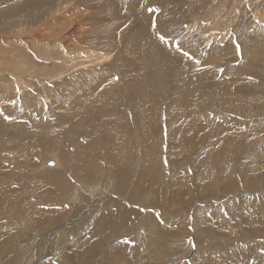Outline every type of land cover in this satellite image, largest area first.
Masks as SVG:
<instances>
[{
  "label": "rangeland",
  "instance_id": "rangeland-1",
  "mask_svg": "<svg viewBox=\"0 0 264 264\" xmlns=\"http://www.w3.org/2000/svg\"><path fill=\"white\" fill-rule=\"evenodd\" d=\"M153 4L145 16L166 41L151 55L145 44L137 68L131 56L106 70L67 64L56 87L22 77L20 98L0 75V264H264V0ZM111 14L106 0H0L1 47L37 68L33 48L63 44L54 32L71 19L93 26L75 38L96 53ZM208 24L213 39L195 31ZM101 82L100 130L94 97H81Z\"/></svg>",
  "mask_w": 264,
  "mask_h": 264
},
{
  "label": "bare ground",
  "instance_id": "bare-ground-1",
  "mask_svg": "<svg viewBox=\"0 0 264 264\" xmlns=\"http://www.w3.org/2000/svg\"><path fill=\"white\" fill-rule=\"evenodd\" d=\"M106 1L108 2L109 6H110V8L112 10V14L110 16V20L114 21V22H117V23H115V24L114 23H109L110 26L112 27V33L110 35L109 34L107 35L109 42H99L96 45V47L98 49L96 51V53H94L93 50L90 49V48H93L94 45H92L91 47L88 48V47H86V45L84 43H81L80 40L75 38V35L77 33L83 35V38H85V36L87 37L89 35H92V33L91 34H89V33L92 32L91 29L93 28V26H91V25L90 26L89 25L86 26L87 30L84 31L85 27L80 25L81 24L80 20L77 21V20L69 19L68 24L63 22L62 25H60L58 27L59 30L54 32L55 35L53 34L54 35L53 37H57L58 34H59V37H60V34L62 35L60 37V39L64 40L63 44H60V45H58L56 47L58 42H55L54 43L55 46L54 45L49 46L45 50L38 49V48H35V47L33 48V51L38 56V60H42L44 62L43 64L40 62L39 66L37 68H34V69H32V68L35 66V60L29 58L27 56V54L20 53L18 51V49L14 50V46H9L8 49H10V50H8L7 48L1 47V46H3V43L6 44L5 40L8 41V38L7 37H3V39L0 38L1 39L0 40V53H4L3 55H0V60L4 61L2 67L5 70L3 72L1 71L0 75H2V79H3V77H8V78L10 77L11 78V79H8V80H10L9 84L6 83L9 86V93L8 94L11 93V96L13 94L14 95H19V96H16V97H19V98L23 97V95H21L22 93L21 94L16 93V89H24L23 87H25V88L26 87L27 88L30 87L31 86L30 82L32 80L28 81V82L26 81V83H25V82H22V77H27V79L34 78V77H37V76L38 77H42L41 79L44 82L45 81H49V82L51 81L50 84H47L46 82L44 83V85L46 87L49 86V85H51L53 87H56L58 85V83L61 81V79H63L66 75L68 76L70 74V72H72L67 64H72L73 67H76L77 65H79L80 67L81 66H87L86 68H84V70L85 69L89 70L90 68H100V67H103L106 70V68H110L113 65L112 62L115 59H118V61H120V58H121V60L122 59L129 60V61L132 60L131 62H133V63L136 62V67L135 68H137V66L140 65L138 62L141 61V59H142V62H143V56H142V54L140 55V51H141V49L143 48V46L145 44H146L147 48L148 47L152 48V51H150L149 55H151V53L155 50V46L160 47L159 45H162L161 44V40L159 39V37H157V38L155 37V32H157V29L155 30V26H151V23H149L150 20H148L147 17L145 16L146 13H147V15L149 16V19H151V13L149 12V8L154 5L153 2L155 0H106ZM244 1L246 2V0H244ZM250 1H252V0H250ZM257 3L258 2H254V5H256ZM34 5H36V3ZM34 5H32V6H34ZM257 5H259V3ZM63 6H64L62 8L63 10H67L68 9L69 11H72V9L70 8L71 2H66V3L63 4ZM126 11L128 12L129 17L127 19H123L122 20L120 14L122 12H126ZM262 11L263 10H260V9L256 10V15L255 16H257L259 18V20L261 19V20L264 21V13H262ZM144 12H145V14H144ZM61 14H62V12L60 13V9H59V10L56 11V16H54V17L52 16L53 17L52 20H54L53 23H54L55 26L59 25V22H62L60 20V17H58ZM64 14L65 13H63V15ZM83 15H85V14H83ZM56 17L59 18V19H56ZM76 17H78V16H76ZM154 17H155V12H154ZM86 19H87V17L85 15L84 18L82 19V21H86ZM126 23H130L131 27L133 25L136 26V30L134 32V35L131 34V35H133V36L130 37L131 39L129 37H126V36L122 35L123 34V30H121V27L124 26ZM82 24L84 25V23H82ZM106 24H108V22H106ZM68 25H70L69 26L70 28L66 32V27ZM211 26H214V28L217 27V25H215V24H208V25H203V26L201 25L200 27H197L195 31H198L199 33L200 32H202V33H204V32L208 33L209 32V34H206V36H207L206 38L207 39H213L215 37V35H216L215 33H216L218 28L217 29H211ZM80 27H82V28H80ZM106 28L109 29V25ZM119 28H120L121 31L118 30ZM228 28H229V26H227V29H226L227 33L229 32ZM46 29H45V31H47ZM205 29H208V30L205 31ZM223 31H225V29ZM227 33L224 34V35H227ZM37 38H35V39H37ZM128 38L133 43L128 41ZM23 39H25V36H24ZM60 39H59V41H60ZM85 40H89V39H85ZM9 41H12V38ZM27 41L29 42V39ZM47 41H49V40H47ZM32 42H33V40H32ZM15 43H16V41H15ZM17 43H19V42H17ZM23 45H25V44H23ZM111 45L112 46L114 45V47H112ZM115 49H117V50H115ZM5 54H10V56L13 57V61H11L10 58H6ZM126 56H128L129 58L131 56L132 59L131 58H130L131 60L130 59H126ZM52 60H56V61L53 63ZM9 61H11L10 64L7 63ZM190 77H191V75H190ZM0 78H1V76H0ZM65 78H67V77H65ZM56 82H58V83H56ZM130 83H131V85L133 87L139 85L140 84L139 75L135 74V76L131 78ZM185 83L186 82H184L183 87L186 90ZM107 84L108 83H106V82H101V83L95 84L94 88L90 87L92 91H88L87 92L88 94H86L85 96L81 97V99L82 98L84 99L86 96L87 97L88 96H91V97L93 96L94 97L92 102L91 101L90 102L93 104L92 106L94 107V110H95V116H91V117H95V119L94 118L93 119L97 123L96 127L100 128V130L103 129V128H106L107 127L106 125L109 124L107 122L103 123V120H105V119H104V117L101 116V113H102L101 108H104L105 103H102V104L101 103H94V101L96 100V98H95L96 96L99 97L98 95L103 93L102 91L104 90L105 86H107ZM5 87H6V85H5ZM50 89H51V87H50ZM47 90L48 89H46V88L40 89L39 95L42 94V95H44V96L46 95L48 97L49 93L47 92ZM75 90H76V88H75ZM75 90H73V91H75ZM31 91H29L28 93H32ZM70 92H72V91H70ZM26 94H27V92H26ZM26 94L24 96H26ZM103 96H104V93H103ZM25 98L27 99V97H24V99ZM67 98H68V96H67ZM103 98H101V99H103ZM81 99L77 98V101L81 100ZM101 99H99V100H101ZM84 100L86 102L87 98L84 99ZM90 100H91V98H90ZM62 104H63V102H62ZM25 106H27V104ZM83 106L84 107L88 106V104H86V105L83 104ZM98 108H99L100 111L98 110ZM87 109L89 110V107ZM103 114H105V113H103ZM93 121H91V122H93ZM106 121H108L107 118H106ZM106 129H108V127ZM92 130H96V129L93 128ZM96 137H98V136H96ZM96 137H94V138H96ZM111 144H112V142H111ZM107 155L109 157H111V159L113 160L112 152L110 153V152L107 151ZM84 159H85V157H84ZM79 161L83 162L81 160H79ZM113 161H115V160H113ZM86 162H87V160H86ZM49 163H51V165H49ZM46 165L53 167V165L55 166V162H53V161L52 162H48V163H46ZM251 219H256V218L252 217ZM257 221H260V220H257ZM184 264H185V262H184Z\"/></svg>",
  "mask_w": 264,
  "mask_h": 264
},
{
  "label": "snow or ice",
  "instance_id": "snow-or-ice-1",
  "mask_svg": "<svg viewBox=\"0 0 264 264\" xmlns=\"http://www.w3.org/2000/svg\"><path fill=\"white\" fill-rule=\"evenodd\" d=\"M149 11H153V9H149ZM159 39L162 41V42H165L166 41V36L165 35H159ZM194 246V245H193Z\"/></svg>",
  "mask_w": 264,
  "mask_h": 264
},
{
  "label": "water",
  "instance_id": "water-1",
  "mask_svg": "<svg viewBox=\"0 0 264 264\" xmlns=\"http://www.w3.org/2000/svg\"><path fill=\"white\" fill-rule=\"evenodd\" d=\"M49 165H51V163H49Z\"/></svg>",
  "mask_w": 264,
  "mask_h": 264
}]
</instances>
